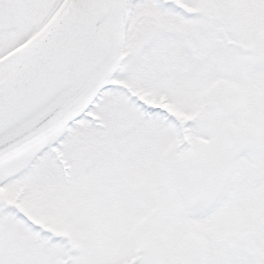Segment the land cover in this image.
<instances>
[{
    "label": "snow or ice",
    "instance_id": "obj_1",
    "mask_svg": "<svg viewBox=\"0 0 264 264\" xmlns=\"http://www.w3.org/2000/svg\"><path fill=\"white\" fill-rule=\"evenodd\" d=\"M0 264H264V0H0Z\"/></svg>",
    "mask_w": 264,
    "mask_h": 264
}]
</instances>
